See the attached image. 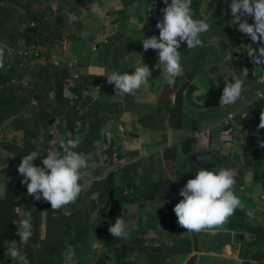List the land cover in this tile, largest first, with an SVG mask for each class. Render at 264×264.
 <instances>
[{
  "label": "crops",
  "instance_id": "0c3cea01",
  "mask_svg": "<svg viewBox=\"0 0 264 264\" xmlns=\"http://www.w3.org/2000/svg\"><path fill=\"white\" fill-rule=\"evenodd\" d=\"M229 4L192 0L193 18L211 28L203 47L178 49L184 74L170 84L154 67L157 52H145L141 41L159 36L163 0H0V43L40 56L12 72L0 69L3 78L11 73L6 83L0 76V264H18L9 254L12 241L22 264L76 263L89 247V216L98 220L108 203L100 197L93 209L91 198L103 190L130 199L126 220H169L155 239L156 226L143 231L149 244L161 245L155 264H264V65H254L244 49L264 45L237 30ZM140 57L151 70L150 87L115 95L106 76L131 74ZM232 76L244 79V91L225 106L219 99ZM75 138L76 151L89 157L80 183L96 190L51 210L28 195L17 167L32 151L41 153L33 163L42 167L50 142ZM217 166L235 172L241 205L224 224L188 232L173 212L179 191L199 169ZM164 202L170 211L155 212ZM25 211L32 213L27 243L17 236ZM97 240L100 254L122 249L121 239L105 243L98 232Z\"/></svg>",
  "mask_w": 264,
  "mask_h": 264
},
{
  "label": "clouds",
  "instance_id": "9594fccd",
  "mask_svg": "<svg viewBox=\"0 0 264 264\" xmlns=\"http://www.w3.org/2000/svg\"><path fill=\"white\" fill-rule=\"evenodd\" d=\"M163 3L166 6L162 9V20L155 26L159 36L142 37L141 41L145 52L149 49L157 52L158 63L154 67L161 69L168 83L172 84L174 78L184 74L178 49L182 44L189 50L203 47L201 36L210 30L211 25L206 19L193 18L192 0H163ZM229 9L232 24L238 26L237 30L246 34L253 44L264 45V0H230ZM248 17L252 18V24L247 22ZM244 49L254 65H264V46L253 48L246 45ZM6 50L10 51L6 42L0 43V69L4 67ZM150 77L151 70L142 63L141 57L131 74L113 71L106 76L107 83L114 86L115 95H135L141 87L149 88ZM244 84V79L237 76H232L231 82L226 80L219 103L236 105L244 91ZM259 127L264 128V123H260ZM79 145V138L50 142L46 155L41 159L42 167L33 163L42 156L39 151L24 155L17 172L23 177L21 184L26 185L28 195L36 201L43 199L48 202L51 210L75 203L83 190L80 183L82 170L88 167L89 159L86 153L76 151ZM261 146L264 147V143ZM235 185V172L231 168L199 169L195 178L189 179L179 191L182 199L173 208L177 223L193 233L224 224L241 205L234 192ZM17 229L19 239L27 243L32 236L31 211L24 212ZM108 231L115 239H128L123 215L109 225ZM9 245L10 257L22 264L25 257L17 248L16 241Z\"/></svg>",
  "mask_w": 264,
  "mask_h": 264
},
{
  "label": "flooded vegetation",
  "instance_id": "af4514ba",
  "mask_svg": "<svg viewBox=\"0 0 264 264\" xmlns=\"http://www.w3.org/2000/svg\"><path fill=\"white\" fill-rule=\"evenodd\" d=\"M81 184L83 185V182ZM91 189L92 187L88 186L85 190H82L79 197L81 195H85ZM95 190L96 189L93 188L92 192ZM102 192L103 193L96 191L95 192L96 197L93 196L91 198L93 201H96V202H92L95 206L93 209L97 207L101 199L103 198L106 199V197L107 199L111 200L109 207L108 208L106 207L108 205L106 204V202H103L104 204L102 203L100 212H97L98 215L96 216L98 220H91V216H89V220L91 221L90 223L93 225V226L90 225V230L89 233L87 234V242L89 247L81 248L82 255L77 256L76 263L74 264H155L153 257L158 255V253L161 251V245L156 244V242L152 240H151L152 243L149 244V242H147L145 238L144 239L142 238L143 231L145 229H148L149 228L148 226L152 228H155L156 226V228L152 231L153 233L152 237L153 239H155L156 236H160L165 233V230H168L167 226L169 220H164V218L161 219L150 218V220H143L142 214H140L138 220H132V219L126 220L127 219L126 213L128 210L126 207L128 205H132L130 199L127 198L126 196L125 198L120 196L116 197L117 195L115 193V190H111L109 192L103 190ZM162 204L164 207H160V205H158L157 207H155L154 211L158 213L169 212L170 210H168L169 209L168 205L170 204L168 202H164ZM111 206H112V211L110 212L109 215H106V212H108ZM122 215L126 222L127 230L129 232L128 239L122 240L123 243H121V245L123 249H121L119 253L115 252L113 254L111 253L105 254L104 252L105 250H102L101 251L102 254H100V250L96 249L97 244H100V242L97 240L98 232L101 234V237L104 238L105 243L114 240V237L111 236V234L108 231V228L110 224L115 223L114 220H116L117 217ZM146 224L148 226H145Z\"/></svg>",
  "mask_w": 264,
  "mask_h": 264
},
{
  "label": "built area",
  "instance_id": "2783aa9c",
  "mask_svg": "<svg viewBox=\"0 0 264 264\" xmlns=\"http://www.w3.org/2000/svg\"><path fill=\"white\" fill-rule=\"evenodd\" d=\"M5 51V57H4V67L3 69L5 71H11L15 66H19V68H23L25 64L31 60V59H36L39 58V53L37 51H32V50H25V49H13L11 47H7ZM264 81V76L262 79H260L259 82ZM260 97L262 95L260 94ZM234 115L229 116V120L232 119Z\"/></svg>",
  "mask_w": 264,
  "mask_h": 264
},
{
  "label": "trees",
  "instance_id": "16d2710c",
  "mask_svg": "<svg viewBox=\"0 0 264 264\" xmlns=\"http://www.w3.org/2000/svg\"><path fill=\"white\" fill-rule=\"evenodd\" d=\"M10 75H11V73H8V75H6L4 78H3V76L0 75L2 78V82H4V83L8 82L11 78Z\"/></svg>",
  "mask_w": 264,
  "mask_h": 264
},
{
  "label": "water",
  "instance_id": "95a60500",
  "mask_svg": "<svg viewBox=\"0 0 264 264\" xmlns=\"http://www.w3.org/2000/svg\"><path fill=\"white\" fill-rule=\"evenodd\" d=\"M220 167H222V166H217V169H219ZM94 179H95V178H94ZM110 201H111V200L108 199V203H107L108 205L106 206L107 208L109 207ZM111 211H112V206H111L110 209L108 210V214H110ZM110 216H111V215H110ZM110 216H109V217H110ZM114 221H115V220H114ZM111 236H112V235H111ZM111 236H110V237H111ZM122 249H123V247H122Z\"/></svg>",
  "mask_w": 264,
  "mask_h": 264
},
{
  "label": "rangeland",
  "instance_id": "374dc122",
  "mask_svg": "<svg viewBox=\"0 0 264 264\" xmlns=\"http://www.w3.org/2000/svg\"><path fill=\"white\" fill-rule=\"evenodd\" d=\"M233 243H234V241H233Z\"/></svg>",
  "mask_w": 264,
  "mask_h": 264
}]
</instances>
